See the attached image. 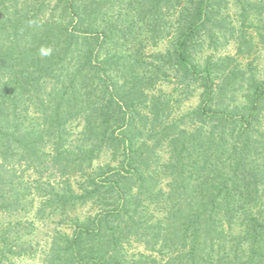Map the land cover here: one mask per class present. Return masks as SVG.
Wrapping results in <instances>:
<instances>
[{
	"label": "trees",
	"instance_id": "obj_1",
	"mask_svg": "<svg viewBox=\"0 0 264 264\" xmlns=\"http://www.w3.org/2000/svg\"><path fill=\"white\" fill-rule=\"evenodd\" d=\"M256 41L264 0H0V215H64L42 264H264ZM29 222H0V264Z\"/></svg>",
	"mask_w": 264,
	"mask_h": 264
},
{
	"label": "rangeland",
	"instance_id": "obj_2",
	"mask_svg": "<svg viewBox=\"0 0 264 264\" xmlns=\"http://www.w3.org/2000/svg\"><path fill=\"white\" fill-rule=\"evenodd\" d=\"M234 0H231L233 2ZM230 18L239 19L238 16V10L237 7L234 5L231 6L230 11L228 12ZM166 46V41H160L158 46L155 48L156 50H162ZM218 54H225L228 53L230 55H234L235 53V46L233 43L229 44L228 46L222 48L221 50L216 51ZM240 67H242L245 71H255L256 74H259L261 77H264V43H260L256 41V46L253 54L249 56H239L237 57V62ZM161 88L164 98H170L169 93H172V97L174 98L177 96V93L173 89V85L169 83H162L159 85ZM192 99L190 100H182L180 101V97L178 96V101L175 104V107L173 108V111L175 113L177 112H182L186 110V108L191 105L197 103V99L195 97H191ZM262 123L261 126L259 127V132L255 136V143H253L254 149L257 148L259 153L264 155V113L261 116ZM72 130L77 131L78 130V121H73L72 122ZM167 155V152L165 148L161 147L160 148V156L165 159ZM111 155L109 152L103 153L100 157L97 158L95 161L96 164H103L107 163L110 161ZM25 178H27V175L30 176V178L35 177L36 174L32 173L31 169L27 170L24 172ZM49 176L48 172L44 174V177ZM165 182L166 180H162V186L165 188ZM35 205V204H34ZM36 208V206H35ZM96 207L92 203H88L85 206L79 207L76 209L74 212H78V214L83 215L87 213H91L95 211ZM35 209H30L29 212L22 213L20 217L16 216H10V215H0V222L6 223L8 221H14V220H20L23 223L33 221L36 229L32 233V235H26L24 234V239L23 241L26 245L32 244V249L27 250V254L23 256H19L17 258H12V261L15 264H42V258H43V247L45 246L44 244L46 243L49 233L51 232V229H53L56 224L57 227L60 229H63V227L59 224V221L64 218V215H62L60 212L54 214V215H49L46 218H41L37 219L35 216ZM71 214H74L71 212ZM158 215H162V212H158ZM45 217V216H44ZM27 224V223H26ZM21 233H26L27 228H23ZM31 246V245H30ZM141 246H138V249H140Z\"/></svg>",
	"mask_w": 264,
	"mask_h": 264
}]
</instances>
